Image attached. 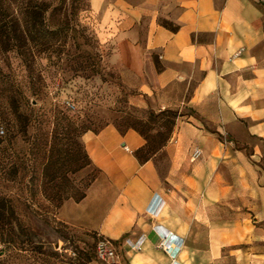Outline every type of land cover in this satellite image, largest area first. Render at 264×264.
<instances>
[{
  "label": "crops",
  "instance_id": "1",
  "mask_svg": "<svg viewBox=\"0 0 264 264\" xmlns=\"http://www.w3.org/2000/svg\"><path fill=\"white\" fill-rule=\"evenodd\" d=\"M92 8L101 38H115L144 93L170 90L157 94L161 109L179 116L145 163L135 156L146 144L136 131L110 125L88 135L101 174L84 200L64 206L67 223L139 241L123 244L127 264H264V233H250L252 211L264 225V0H99ZM144 21L140 44L133 32ZM196 149L202 156L193 160ZM157 197L164 208L152 217ZM156 226L169 244L183 242L176 259L161 248Z\"/></svg>",
  "mask_w": 264,
  "mask_h": 264
},
{
  "label": "rangeland",
  "instance_id": "2",
  "mask_svg": "<svg viewBox=\"0 0 264 264\" xmlns=\"http://www.w3.org/2000/svg\"><path fill=\"white\" fill-rule=\"evenodd\" d=\"M22 2L24 6H35L39 13L45 8V30L48 34H39L33 39L34 29L32 34L17 32L15 35L12 33L15 28L9 26L8 38L4 42L0 39V49L19 46L23 56L9 52L6 59L1 57V63L5 64L4 77L13 83L8 90H1L0 86V116L9 122L0 124V138H4L0 147L6 150L4 154L0 152L5 156L4 162L13 156L21 158L28 151L30 139L21 131L19 115L30 112L33 106L36 107L33 115L37 121L34 123L35 131L31 133H37L38 142L50 140L49 135L56 125L55 111L63 110L75 116L78 125L90 129L80 139L89 157L88 135L98 134L93 131L110 125L121 132L138 130L149 137L155 150L159 148L170 132L173 117L159 116L165 110L161 109L157 94H169L170 90L156 91L154 97L144 93L142 88L146 82L130 74L121 63L116 54L115 38L103 40L100 36V18L92 8V4L97 7L99 0H13L14 6ZM19 17L28 19L26 15ZM162 21L160 19L159 23ZM147 27L148 21H144L139 29H134V36L140 44L145 41ZM30 54L35 59L32 65L28 64L31 62ZM13 97L15 108L8 105ZM77 149L70 139L57 143L56 150L61 157L70 151L69 160L61 158L64 165L61 167L58 163L55 167L61 170L60 175L66 174V179H57L50 185L44 183L38 166L35 197L31 195L27 182L31 176L29 170L22 172L25 179L20 185L0 184V196L12 199L19 221L17 232L8 237L7 243H0V264L128 263L122 249L127 241L110 240L74 219L67 223L64 206L79 202L68 200L60 208H55L56 203L43 196L44 190L50 187L69 193L82 191L93 176H100L101 171L92 160V167L79 169L83 160L78 159ZM251 213L250 233L259 238L264 233V225L253 211ZM105 240L116 248L114 262L104 263L97 258V246ZM259 242L252 241L251 247ZM243 247L248 248H240ZM241 259L229 257L227 261L243 264Z\"/></svg>",
  "mask_w": 264,
  "mask_h": 264
},
{
  "label": "trees",
  "instance_id": "3",
  "mask_svg": "<svg viewBox=\"0 0 264 264\" xmlns=\"http://www.w3.org/2000/svg\"><path fill=\"white\" fill-rule=\"evenodd\" d=\"M36 7L32 5L24 3L16 4L14 6L13 0H0V39L4 42L6 37L8 38V27H14L12 29V33L16 35L17 32L22 33L23 35L28 34L27 32L35 34L33 39L38 35L41 34H48L45 30V19L44 14L46 13L45 8L42 9L41 13L36 11ZM16 13V14H15ZM39 13V14H38ZM16 15H26L28 18H20ZM31 17V18H30ZM30 18V19H29ZM33 20V22L31 21ZM32 24V25H31ZM162 26L170 29L171 31H177L178 27L173 26L171 23L167 21H162ZM8 45V44H6ZM21 48L19 46H12L11 48L4 46L3 49H0V86L2 87L1 90H8L9 86H12L13 83L5 79L4 77V69H3V62L1 57L5 58L9 52H15L18 56H22L20 53ZM33 54V53H32ZM32 54H30L31 62L28 64H33L34 60L32 58ZM34 56V55H33ZM23 57V56H22ZM7 58V57H6ZM5 58V59H6ZM11 84V85H10ZM14 100L8 103L9 106L13 108L16 107L15 97ZM35 106L31 107L30 112L22 113L19 115V119L21 121V131L23 132L25 137H29L30 143L29 149L25 153V155L21 158L19 156L9 157L8 162H4V155H0V184L1 183H12L20 185L24 179L25 175L22 174L23 171L29 170L31 172V176L28 178V185H30V192L32 196L37 195V191L34 189L35 182L37 181L38 177V166L41 167V178L44 183L47 184H55L57 179H66V174L60 175L59 168L56 169L55 167L59 163L61 167L64 165V161H68L70 157V151L67 150L64 157H61L59 153H57L56 146L57 143L61 140H72L73 144L76 145L78 148V154L80 157L79 160H83V164L80 165L79 169L82 168H90L93 166L91 159L86 152V150L82 147L80 139L82 138L83 134L89 131L90 129L83 126L82 124L78 125V119L75 116L71 115L67 111L57 110L55 111L54 123L55 128L51 132L50 140L46 141L43 139L41 142H38V135L37 133L32 134V131H35V122L37 121L35 116ZM155 115V114H154ZM159 115V114H158ZM157 115V116H158ZM167 116L169 118L173 117L172 126L170 129L169 134L165 137L163 144L155 150L153 145L149 142V137L138 130V132L146 141V144L135 152L136 158L140 161V163H145L152 159L156 153H158L170 140L173 132V128L175 125V121L179 116L178 112H171L170 110H165L160 113L159 116ZM1 123H9L5 117L0 116V124ZM66 124V125H64ZM8 126V125H7ZM10 126V124H9ZM118 129V128H117ZM103 129L93 131L94 133H100ZM118 131L122 134L127 132H121L119 129ZM44 138H48V135L43 134ZM4 142V138H0V146ZM5 149L0 147L1 154L5 153ZM4 156V157H3ZM69 156V157H68ZM64 159L62 164V159ZM78 169V168H77ZM22 174V175H21ZM97 179L96 176H93L89 182L85 185V188L82 191H75L69 193L66 190H61V188L55 189L54 187H50L44 190L43 196L49 200L51 203H56L55 208H60L66 201L74 200L75 202H81L85 199L87 195L88 189L91 187L93 182ZM12 199L10 197L0 196V243L5 244L8 242V237L10 235L16 233V228L19 227V221L17 217V213L15 208L13 207Z\"/></svg>",
  "mask_w": 264,
  "mask_h": 264
},
{
  "label": "built area",
  "instance_id": "4",
  "mask_svg": "<svg viewBox=\"0 0 264 264\" xmlns=\"http://www.w3.org/2000/svg\"><path fill=\"white\" fill-rule=\"evenodd\" d=\"M244 50H240L236 54H234L233 58H236L241 55V53ZM202 156V151L199 149H196L193 153V160L198 159ZM164 203L160 197L154 198L152 205L147 210V214L152 217H157L163 210ZM159 237H160V246L164 250L166 254H168L172 259H176L178 254L181 252L183 242L182 241H175V245H171L168 242V239L165 238V234L161 228V226H156L154 228ZM127 244H130L132 246H138L140 248V242L133 243L131 241H127ZM97 258L99 261L104 263L114 262L117 258V252L116 248L113 246V244L110 241H101L99 242L97 249H96Z\"/></svg>",
  "mask_w": 264,
  "mask_h": 264
}]
</instances>
